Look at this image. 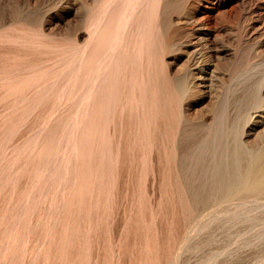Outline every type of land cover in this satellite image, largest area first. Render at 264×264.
Here are the masks:
<instances>
[{"label": "rangeland", "instance_id": "rangeland-1", "mask_svg": "<svg viewBox=\"0 0 264 264\" xmlns=\"http://www.w3.org/2000/svg\"><path fill=\"white\" fill-rule=\"evenodd\" d=\"M235 151L264 174V0H0V264H264Z\"/></svg>", "mask_w": 264, "mask_h": 264}, {"label": "bare ground", "instance_id": "bare-ground-1", "mask_svg": "<svg viewBox=\"0 0 264 264\" xmlns=\"http://www.w3.org/2000/svg\"><path fill=\"white\" fill-rule=\"evenodd\" d=\"M206 142V141H205ZM206 145V144H205ZM204 146V144H203ZM202 147V146H201ZM203 148V147H202ZM236 153L234 154L235 158L233 161V167L230 169L231 171H234L233 174H230L228 171L225 173H221V179L219 181V186L220 187H226L227 189H247L251 186H262L264 185V174L262 171L257 169L256 165V156L251 155L252 160H253V167L250 169V171L245 174V175H240L237 171V157H238V151H235Z\"/></svg>", "mask_w": 264, "mask_h": 264}]
</instances>
